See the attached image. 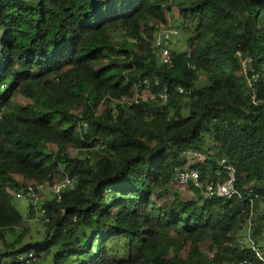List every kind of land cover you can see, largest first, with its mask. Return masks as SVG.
<instances>
[{"label":"trees","instance_id":"1","mask_svg":"<svg viewBox=\"0 0 264 264\" xmlns=\"http://www.w3.org/2000/svg\"><path fill=\"white\" fill-rule=\"evenodd\" d=\"M174 6L188 48L173 49L167 65L153 39ZM0 27V264L12 255L6 264H42L53 246L47 264H264L238 238L248 200L160 201L188 150L203 153L188 165L203 183L224 178L226 155L238 187L259 193L252 237L263 234L264 0H0ZM238 50L259 73L256 102ZM201 73L207 82L197 85ZM61 170L78 177L76 187L43 202L42 238L17 248L28 228L10 189L51 182ZM30 251L34 261L16 260Z\"/></svg>","mask_w":264,"mask_h":264},{"label":"built area","instance_id":"2","mask_svg":"<svg viewBox=\"0 0 264 264\" xmlns=\"http://www.w3.org/2000/svg\"><path fill=\"white\" fill-rule=\"evenodd\" d=\"M181 30L178 26L174 25L173 23H169L167 25H160L156 32L153 39V45L157 49L159 53V61L163 64H173V54H172V40L174 37L179 36ZM237 54L241 58L242 63V72L246 76L248 84L252 87L253 90V99L255 100L256 96V88H255V81L259 77V73L255 71L254 67H252V57L250 55L242 54L240 50L237 51ZM188 65L191 68L195 67V63L192 61L188 62ZM158 82V79L155 80ZM144 83L147 85L150 84L149 79H144ZM180 91H183V87H179ZM148 92V96L156 97V94H153L150 90H146ZM144 94V93H143ZM147 96V97H148ZM158 97L163 101H166L169 97V91L167 89H163L158 92ZM140 97L138 94L134 96V101L138 102ZM88 121H82V127H87ZM203 156V153L197 150H188L186 152V157L189 159H197ZM219 164L222 167L219 174L223 172L224 178H210L206 183L202 182L201 179V171L199 168L196 167H180L176 165L175 168V181L181 185H189L193 184L197 187L201 188L200 193L197 195H201L204 198L213 197V196H221L225 198H241L248 200L250 202V211L249 217L254 214V202L255 199L259 196V193L255 190L254 187H248L246 189H242L238 187L237 180H238V171L236 165L230 161L228 156L223 155L219 159ZM78 182V177L76 175L72 176L62 171L57 173L54 179L49 182L45 181L43 183H38L34 180H29L25 183L24 187L21 189L16 190L15 194L18 197H27L31 200L30 206L33 210V215L26 220H31L33 222H42L43 220L48 221L49 216L46 213V207L43 206V202H40L41 199L45 198L40 188L48 187L51 189L52 198H56V200H61L63 196V192L66 189H73L76 187ZM251 229V225L249 226ZM249 245L252 246L258 256L264 261V246L260 245L258 240L250 236L249 238ZM36 256L33 251L28 253L20 254L16 260L21 263H30L34 261ZM237 264H248L247 259L240 260Z\"/></svg>","mask_w":264,"mask_h":264},{"label":"rangeland","instance_id":"3","mask_svg":"<svg viewBox=\"0 0 264 264\" xmlns=\"http://www.w3.org/2000/svg\"><path fill=\"white\" fill-rule=\"evenodd\" d=\"M168 15H169V22L173 23L176 26H178L180 28V30H181L180 35L177 36V37H174L173 40H172V44H171L172 49H177V50H185V49H187L188 48V43H187L188 34L186 32H184L183 29L181 28L182 19L178 15L177 7L174 6L173 8H171L168 11ZM3 32H4V28L0 27V38H2ZM200 75H201L200 78L197 80V85H202V84L207 82L206 76L203 73H201ZM143 93H144L145 97L148 96V92L147 91H144ZM14 98L16 100H18L19 102L24 103V104L29 102V101H31L30 98L24 96L23 94H15ZM103 108H104V106L100 105L97 108V112L102 111ZM82 110H83V107L81 106V107H78L77 109H75V112L76 113H81ZM209 143L212 144V139L209 137V134H208V144ZM57 148H58L57 144L53 143V142L48 143L47 146H46V149L49 150V151H56ZM67 150L71 154H76V153H78L79 148L78 147L69 146ZM187 159H188V165L190 163H192L193 159H189V158H187ZM16 190L17 189H10L11 200L14 203V205L19 209V211L23 215L24 219H27L29 217L31 200L29 198H27V197H18L15 194ZM40 191H42L43 195H45V198L41 199L40 202H43V200H45L47 198H52V192H51L50 188L43 187V188H40ZM176 194H178L182 198H189V197L197 196V193L195 191L191 190V186L190 185H181V184L177 183L175 181V179H174L173 183L170 184L167 193L165 194V196L160 198V201L161 202L164 201V200L171 201ZM262 207L264 208V205ZM255 213L256 212L254 211V214ZM254 214L251 217V219L248 216V221H247L246 226L243 227V229H241L238 232L239 241L241 243L245 244V245H249V238H250V236H252V228L249 229V226L250 225L252 226V224H253L252 219L254 217ZM24 226H27L28 231L24 235V237L22 239V242L17 244V248H19L21 246L29 245L30 243L38 242L42 238V236L44 234V231H45V225L42 222H33L31 220H26L24 222V224H23V227ZM20 229H21V227H20ZM7 236H8V239H13L15 234L10 232ZM258 242H259L260 245L264 246V232H263L262 235H260L258 237ZM3 246L4 245H3L2 241H0V249ZM55 250H56V247L53 246L52 247V252L50 253V255H48V257L45 258V259L44 258L39 259V261L41 260L40 262L42 264L53 263V260H54L53 253L55 252ZM13 259H14V255H12V256H3L2 257L3 264L10 263V262L13 261ZM69 264H74V262L73 263H69Z\"/></svg>","mask_w":264,"mask_h":264}]
</instances>
